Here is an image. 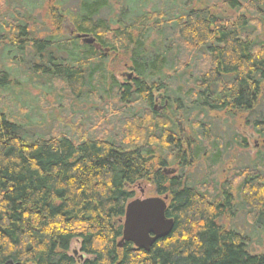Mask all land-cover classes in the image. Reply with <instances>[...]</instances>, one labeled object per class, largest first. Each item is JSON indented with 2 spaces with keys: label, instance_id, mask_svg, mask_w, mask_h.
<instances>
[{
  "label": "trees",
  "instance_id": "obj_1",
  "mask_svg": "<svg viewBox=\"0 0 264 264\" xmlns=\"http://www.w3.org/2000/svg\"><path fill=\"white\" fill-rule=\"evenodd\" d=\"M45 10L53 30L38 37L36 12ZM0 45V96L26 71L58 82L68 107L86 98L98 113L112 109L105 129L78 123L73 140L31 136L24 109L0 105V264H264V252L251 250L264 235V152L221 183L190 176L203 155L213 164L224 151L210 114H246L264 139V113L254 115L264 90V0H0ZM27 48L35 61L20 71ZM110 54L128 59L130 81L115 79ZM141 182L168 196L173 228L148 251L119 248ZM241 214L248 228L233 222Z\"/></svg>",
  "mask_w": 264,
  "mask_h": 264
},
{
  "label": "rangeland",
  "instance_id": "obj_2",
  "mask_svg": "<svg viewBox=\"0 0 264 264\" xmlns=\"http://www.w3.org/2000/svg\"><path fill=\"white\" fill-rule=\"evenodd\" d=\"M115 11V14L118 13V6H115ZM36 15L38 18L37 24L34 27V33L38 37L45 36L53 30L47 16V11H37ZM63 32L70 35L72 28L64 26ZM4 53V46L0 45V62L1 56ZM11 55L13 56L14 54L12 53ZM24 58L25 61L21 62L20 65V68L23 70L20 71L27 70L26 67L29 65V61H35L33 50L27 48ZM7 66L9 67V64ZM108 66L119 83L122 84L129 81L127 76L131 74L129 70L130 63L126 57L110 54ZM9 80L12 82L10 87L13 92L10 97L6 94H1V109H7L10 112H20L23 108L31 124L24 129L31 136L61 133L76 140L77 135L83 132L78 131V123L89 131L91 129H105L106 122L109 123L108 119L112 112L110 108H108L110 111L106 112L107 109L105 107H100L101 113H98L97 109L89 102L90 100L86 98L74 102L69 107L68 103L65 105L63 101L60 102L58 97L60 92L58 93L57 91H60L61 86L58 82H46L42 79L34 78L29 80L26 71L18 73L16 77ZM263 113L264 90L254 115L259 117ZM247 118L246 114H234L231 116L225 113H213L206 118V121L212 126L213 135L222 140L224 151L220 157V161L213 164L212 160L209 161L207 154L203 155V158L199 159L196 165L190 170L192 180L201 182L207 179L211 183L212 179H216L221 183L231 177L233 169L250 166L252 161L257 158V155L264 152V139H259L252 128L246 124ZM240 140L245 141L243 147L239 144ZM208 164L212 166L211 173H209L210 169L208 168ZM173 174H177V171L174 170ZM132 190L134 192L133 199L158 196L154 188L144 182L135 185ZM236 218L233 221L235 225L243 229L248 228L244 218H242V214ZM263 238L264 235L254 237V244L251 247L253 252H264ZM70 253H76L74 255L76 259L80 256L79 244L76 241L71 243Z\"/></svg>",
  "mask_w": 264,
  "mask_h": 264
},
{
  "label": "water",
  "instance_id": "obj_3",
  "mask_svg": "<svg viewBox=\"0 0 264 264\" xmlns=\"http://www.w3.org/2000/svg\"><path fill=\"white\" fill-rule=\"evenodd\" d=\"M77 36L96 50L101 49L93 38L87 35ZM130 77L131 74L128 75ZM163 172L169 175L174 170L164 169ZM167 202L168 196L137 198L128 202L121 220L122 236L117 246L121 248L124 243H130L137 249L148 251L156 240L166 237L173 228V221L166 217Z\"/></svg>",
  "mask_w": 264,
  "mask_h": 264
},
{
  "label": "flooded vegetation",
  "instance_id": "obj_4",
  "mask_svg": "<svg viewBox=\"0 0 264 264\" xmlns=\"http://www.w3.org/2000/svg\"><path fill=\"white\" fill-rule=\"evenodd\" d=\"M127 79L130 81V80H131V77H130V78H128V76H127Z\"/></svg>",
  "mask_w": 264,
  "mask_h": 264
}]
</instances>
